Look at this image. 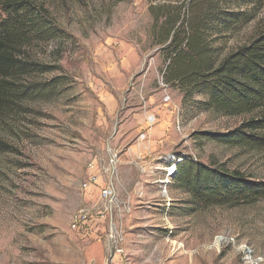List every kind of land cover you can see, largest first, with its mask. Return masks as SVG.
Wrapping results in <instances>:
<instances>
[{
    "label": "rangeland",
    "instance_id": "obj_1",
    "mask_svg": "<svg viewBox=\"0 0 264 264\" xmlns=\"http://www.w3.org/2000/svg\"><path fill=\"white\" fill-rule=\"evenodd\" d=\"M33 2L55 33L27 50L51 69L28 82L61 83L0 123L10 148L0 151V264H244L242 244L264 255V199L203 207L189 204L176 172L162 184L180 155L263 182L264 150L202 137L236 131L258 113L184 111L181 92L164 81L147 0ZM263 32L264 8L225 35L222 58ZM108 183L112 204L101 193ZM219 235L235 243L215 245Z\"/></svg>",
    "mask_w": 264,
    "mask_h": 264
},
{
    "label": "trees",
    "instance_id": "obj_2",
    "mask_svg": "<svg viewBox=\"0 0 264 264\" xmlns=\"http://www.w3.org/2000/svg\"><path fill=\"white\" fill-rule=\"evenodd\" d=\"M147 1L153 20L151 37L162 47L166 63L164 81L181 92L184 111L211 110L224 117L259 115L236 131L202 137L222 146L264 150V32L222 58L225 35L254 21L264 0ZM0 9L4 15L0 20L1 123L18 112L25 100L42 97L47 91L54 95L61 82H28L29 77L51 72L27 56L36 40L55 33L41 19L47 11L36 7L33 0H0ZM9 149L0 138V151ZM174 180L190 195V205L235 207L264 199V181L192 158L177 166Z\"/></svg>",
    "mask_w": 264,
    "mask_h": 264
},
{
    "label": "built area",
    "instance_id": "obj_3",
    "mask_svg": "<svg viewBox=\"0 0 264 264\" xmlns=\"http://www.w3.org/2000/svg\"><path fill=\"white\" fill-rule=\"evenodd\" d=\"M170 101V97L165 98V102ZM192 160L197 161L193 157ZM187 158L180 155L178 157H175L173 159V163L169 164V168L167 169V179L163 181L162 184L168 185L170 184L173 174L177 171V166L182 163ZM111 166H114L117 162V157L114 156L111 160ZM91 170H94V165L90 166ZM106 173H108V170H106ZM99 180V175L97 173V170L95 169L94 172H91V178H90V184L97 183ZM102 195L103 197L109 202L113 203L114 199H116L114 187L111 183H108L103 189H102ZM82 215V214H81ZM234 239L230 238L229 236L219 235L215 238V245L223 246V245H231L234 244ZM239 251L242 256V260L244 264H264V255L258 254L256 250L253 248L250 244H242L239 246Z\"/></svg>",
    "mask_w": 264,
    "mask_h": 264
},
{
    "label": "crops",
    "instance_id": "obj_4",
    "mask_svg": "<svg viewBox=\"0 0 264 264\" xmlns=\"http://www.w3.org/2000/svg\"><path fill=\"white\" fill-rule=\"evenodd\" d=\"M162 129H163V126H161L160 128L159 127L152 128V130H150V132H148V134H146V136L147 135H149V136L158 135L160 133V130H162Z\"/></svg>",
    "mask_w": 264,
    "mask_h": 264
}]
</instances>
